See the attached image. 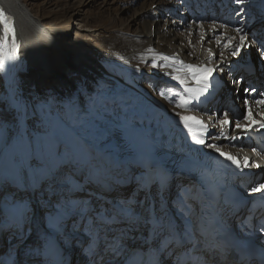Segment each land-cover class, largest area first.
<instances>
[{
	"label": "bare ground",
	"instance_id": "bare-ground-1",
	"mask_svg": "<svg viewBox=\"0 0 264 264\" xmlns=\"http://www.w3.org/2000/svg\"><path fill=\"white\" fill-rule=\"evenodd\" d=\"M133 1L124 2L125 11L130 10ZM27 2L0 0V58L5 65L0 69V195L13 201L21 195L26 197L28 205L35 206L38 220L20 238L15 231L4 230L0 261L13 254L30 260L40 235L37 230L46 228L47 216L57 215L66 197L74 201L84 197L78 192L68 193L63 178L55 185L48 180V187H39L32 197L11 189L9 178L18 166L14 146L21 141L12 133L17 123L25 131L28 155L35 167L58 157L81 163L94 157L114 166L117 152L130 137L128 122L139 117L148 124L160 149L180 152L189 163L193 144L203 140L202 146L223 171L237 165L210 145L239 160L242 147L264 128L260 126L264 124V99H257L243 82L245 78L255 79L256 71L264 68L261 50L253 44L255 40L264 43V0H144L141 9H134L129 16L130 23L121 20L112 27L111 16L98 18L102 23L96 24L101 25L97 30L113 32L110 38L102 36L99 45L91 39V31L96 29L90 30L88 20L83 21L86 29L82 30L71 23L78 10L63 7L67 16L60 21L49 16L51 12L45 13L50 20H56L49 25L51 21L47 24L41 14L44 5H34L36 8L32 9ZM130 24L136 26L132 32ZM237 28L250 37L248 43L252 46L233 56L231 53L239 44ZM237 61L243 65L236 66ZM157 62L160 67L154 69ZM188 65L214 68L215 77L202 95L198 94L200 86ZM245 67L248 69L242 71ZM238 71L242 73L238 79L244 77L240 82L235 80ZM175 76L185 83L181 84ZM187 88L195 91L189 93ZM181 96L191 100L184 108L176 107ZM40 102L53 106V127ZM209 106L217 108L215 117L209 113ZM249 112L257 123L238 129L237 124H249L245 119ZM225 113L229 123L222 125ZM181 115L194 116L203 126L190 121V132ZM194 136L205 137L187 143L186 139ZM54 176L63 177L61 173ZM116 181L123 186L109 194L116 200L109 205L98 202V207L114 216L121 204L135 210L134 200L139 195L136 181L126 178L123 171L116 172L115 181L108 178L98 188ZM165 195L169 207L180 212L185 205L194 204L196 189L187 176L174 175ZM13 201L6 206L1 202L0 212L12 210ZM68 234L72 233L67 231L62 237L63 245L69 241ZM69 250L67 254L72 256L73 251ZM71 261L79 264L82 258L74 256Z\"/></svg>",
	"mask_w": 264,
	"mask_h": 264
},
{
	"label": "snow or ice",
	"instance_id": "snow-or-ice-1",
	"mask_svg": "<svg viewBox=\"0 0 264 264\" xmlns=\"http://www.w3.org/2000/svg\"><path fill=\"white\" fill-rule=\"evenodd\" d=\"M237 2H242V0H237ZM235 31L237 33H239L240 36H239V44L235 45L234 50L231 53L233 56H236L237 53L240 52L244 47H251L252 46L248 43L250 37L243 34L244 33L243 29L237 28ZM217 42L219 43V41H217ZM253 44L257 45L260 48V50H261L260 54L262 55V57H264V43H261L260 41L255 40V41H253ZM225 47H228V45H225ZM4 66H5L4 65V59L0 58V69H2ZM153 66H155V65H153ZM187 67H188V70L191 73L195 83L200 86L198 94L202 95L203 93L207 92L209 90V87H210V80H211V77L213 75L214 68H212V67H196L193 65H188ZM174 79L179 80L181 84L185 83V81L182 80L179 76H175ZM185 91L191 93L195 90L192 88H187V89H185ZM245 91H248V90L245 89ZM190 103H191L190 99H187V98L181 96L176 107L184 108ZM180 119H181V121H183L185 123V126L189 128L190 132L192 131V129L189 125L190 121L195 122L197 124H201V126H203V122L194 116L181 115ZM245 119L249 121V124H247V125L237 124L236 127L238 129H240V128L247 129L252 124L257 123V121L252 119V115L250 112H249V115L245 117ZM220 123L222 125L229 123L227 113H225V117L222 121H220ZM260 126L264 127V124H261ZM196 142L200 143V144L204 143L203 140H197ZM210 147L215 148V150L217 152H219L221 156H224L227 160H230L239 166V160L237 159V157L233 156L230 153H226V152L221 151V149L219 147H217L216 145H210ZM253 151L255 152V149H253ZM247 164H248V157H244V165L247 166ZM64 187L68 193L74 194L77 191L79 185L76 183H73L71 181L65 180ZM251 191L253 193L264 192V184H260L256 187L251 188ZM82 211H83V209H82L80 204H78L76 201H74L72 199H68L66 197L65 203L62 206V208L57 210V217L56 218L58 220L62 221L64 216H71L73 213L82 212ZM109 218L113 219V221L119 220L123 223H135L136 222L134 210H132L130 207L125 206L123 204H121L119 206V208L116 210L115 216L112 217L111 215H109ZM100 222L104 223L105 218L101 217ZM158 230H164V225L163 224L158 225ZM169 246H171V245H169Z\"/></svg>",
	"mask_w": 264,
	"mask_h": 264
},
{
	"label": "rangeland",
	"instance_id": "rangeland-1",
	"mask_svg": "<svg viewBox=\"0 0 264 264\" xmlns=\"http://www.w3.org/2000/svg\"><path fill=\"white\" fill-rule=\"evenodd\" d=\"M88 1H90V2H88ZM125 1L126 0H28L27 3H28V7L32 8V9H33L34 5L36 7L38 5H39V7H42L44 5L42 7L43 9H42L41 14L43 15L42 17L45 18L44 20H46L47 24H49L50 23L49 21H51V23L49 25L56 22V20L55 19L50 20L48 18V16L46 15L48 12H51L49 16H51L52 18L56 17V19L58 17V20L60 21L61 19L66 18V16H67L66 12H64L65 8H63V7H66V8L70 7V8H73V10H78V13L76 14V16L73 17L71 23H74L75 28H80V30H82V29H86L85 26H82V24L84 23L83 21L88 20L87 23H88L90 30H91V28L96 29L95 31H91V34H92L91 39L96 44L99 45L101 43L102 36H106L105 39L110 38L111 33H113V32H110L109 30L103 31L102 28H101L102 30L101 29L97 30L101 25L99 27H96V24L99 25L102 23V21L101 22L98 21V18H102V17L107 18V17L111 16L112 22L109 26L112 25V27L118 25L121 20H125V21L128 20L127 22L130 23L131 20H129V18H130L129 16L131 15V13L133 12L134 9H138V8L141 9V7H142L141 3L144 0H134L131 3V7L129 8L130 10H126V11L124 10V8H125L124 2ZM158 1H162V0H158ZM44 3H46V4H44ZM56 5H58V6H56ZM36 7H34V8H36ZM116 9H118V11H116ZM119 9H121V10H119ZM52 21H54V22H52ZM94 25H95V27H94ZM135 27H136L135 24H130L129 31L132 32L135 29ZM75 28H74V30H75ZM72 32H73V30H71L70 33L72 34ZM102 48H104V47H102ZM103 62H104V64H106L108 66L111 65L107 61H103ZM237 62H241V61H237ZM110 67L115 68L112 65ZM159 67H160V63L157 62L154 66V69L159 68ZM46 102L45 103L40 102V105H43L42 107L46 110V116H47L48 120H50L49 123L53 127L52 123L56 122V116H55V113L51 112V108H53V106L51 105L52 106L51 107V106L47 105ZM52 102H53V100L52 101L50 100V103H52ZM49 116L51 117V119ZM52 119H53V121H52ZM74 256H71V258Z\"/></svg>",
	"mask_w": 264,
	"mask_h": 264
}]
</instances>
